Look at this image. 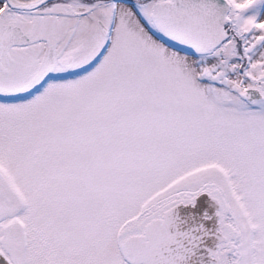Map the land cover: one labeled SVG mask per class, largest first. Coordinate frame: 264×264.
<instances>
[{
  "label": "snow or ice",
  "instance_id": "snow-or-ice-1",
  "mask_svg": "<svg viewBox=\"0 0 264 264\" xmlns=\"http://www.w3.org/2000/svg\"><path fill=\"white\" fill-rule=\"evenodd\" d=\"M0 264H264V0H0Z\"/></svg>",
  "mask_w": 264,
  "mask_h": 264
}]
</instances>
